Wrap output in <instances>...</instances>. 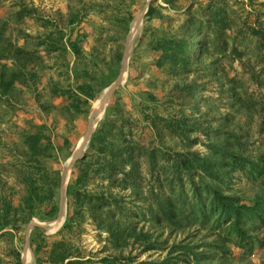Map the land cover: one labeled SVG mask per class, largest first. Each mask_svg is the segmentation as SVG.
Here are the masks:
<instances>
[{
    "label": "trees",
    "instance_id": "1",
    "mask_svg": "<svg viewBox=\"0 0 264 264\" xmlns=\"http://www.w3.org/2000/svg\"><path fill=\"white\" fill-rule=\"evenodd\" d=\"M162 2L158 8L152 3L148 6L146 23L168 19L163 10L174 9L173 0ZM210 6L207 20V17L199 15V11L193 14L187 10V17L177 28L170 25L156 28L158 30L154 33L159 37L154 38L156 42L151 48L152 61L157 69L175 79L187 77L195 67L207 73L213 72L225 54V38L221 30L230 28V23L223 16L224 8L214 6V1ZM24 11L18 14L19 20H22ZM79 18L80 12L72 15L70 26ZM133 20L134 15L131 14L123 21V35L129 33ZM6 24L5 21L0 22L1 104L18 107L22 103L20 94L32 91L40 112L47 115L52 110H59L63 117L71 120L76 115L89 113L91 102L120 75L124 46L112 60L101 56L97 49L91 50L85 60L87 70H78L76 57L83 51L79 34L74 39L67 38L63 29L53 24L54 30L36 38L38 43L34 49H29L28 35L24 36L26 41L21 46L3 40ZM211 25L214 36L208 37L206 30ZM252 33L259 36V45L263 48L264 30L252 28ZM101 41L102 36H99L96 43ZM39 48L49 57L58 55L64 59L74 56L73 64L64 59L69 70L67 73L77 81L87 79V83H81L74 89L62 88L60 82L51 81L46 85L50 97L42 102L41 96L36 94L42 82L36 65L42 61ZM233 53H238L236 48ZM213 75L218 74L213 72ZM129 78L133 80L132 70ZM224 80L230 88L227 89ZM216 81L221 83V90L228 95L230 104L228 114L213 116L217 123L213 129L203 128L205 142L198 137L189 141V133L201 126H189L187 118L166 121L164 127L184 144L181 152L159 149L147 152L144 148L139 151L126 138L124 127H116L113 120L108 125L109 117L105 119L93 134L89 151L73 167L66 189L68 213L62 233L72 235L74 228L81 231L84 223L92 221L107 233V243L100 252L85 253L69 242L71 239L65 235L59 241L50 242L44 229L36 226L30 239L36 264H250L253 252L264 246V147L251 150L249 145L256 117L258 129L264 130V94L256 97L241 87H235L233 78L228 75L217 77ZM256 84L259 90H264V80ZM181 92L194 97L196 91L193 85H187ZM114 96V109L118 113L121 107L116 105V93ZM148 96L151 102L156 101L153 94ZM59 97L63 98L62 105L55 102ZM156 119L148 121L160 134L162 130ZM23 141L26 152L21 155L25 156L28 170L19 182L26 187L28 194L16 208L11 202L0 200V238L14 237L13 231L17 226L11 220L12 213H22L23 223L27 224L34 217L40 222L53 221L60 209L55 194L61 175L47 162L56 151L50 128L45 123L35 126L34 131L23 132ZM76 143L69 138L64 139L61 150L70 151L68 158ZM194 143L202 144L204 152L194 151ZM137 151L144 152L142 157L145 158L140 157ZM135 153L140 155V160L135 161ZM141 159L145 160L148 177L154 183L145 192L140 189V179L144 178ZM92 175L120 187L122 192L129 190L128 197H136L139 204L134 207L125 205L127 196L119 190L112 193L110 188L109 193H88L86 189ZM120 175L121 186L116 181ZM41 204L46 206L45 210L35 213ZM232 248L238 253H234ZM101 253L104 255L100 256ZM10 255L15 264H23L17 249H11Z\"/></svg>",
    "mask_w": 264,
    "mask_h": 264
},
{
    "label": "rangeland",
    "instance_id": "2",
    "mask_svg": "<svg viewBox=\"0 0 264 264\" xmlns=\"http://www.w3.org/2000/svg\"><path fill=\"white\" fill-rule=\"evenodd\" d=\"M213 1L214 6L224 8L223 16L230 23V28L221 30L226 40L224 39L223 43L225 54L218 62L217 67L213 69V72L218 75H213L211 71L207 73L201 68L195 67L194 71L187 77L175 79L166 72L157 69L152 61L153 51L151 48L152 43L156 42L154 38L158 39L159 37L157 33H154L158 30L156 28L168 27L169 25L172 28H177L187 17V10L193 14L199 11V15L204 18L207 17V20L210 14L208 6ZM151 3L157 8L163 4L162 0H0V22L5 21L7 23L3 40H9L17 46L24 45L26 41L24 36L28 35L29 44L27 48L34 49V46L38 43L36 38L49 34L54 30L52 25L58 24L67 38L74 39L78 34L81 37L80 46L83 51L76 57L78 70H87L85 60L91 50L95 51L97 49L101 56H106L107 59L112 60L119 51H122L124 46L122 63L125 56L129 54L124 74L125 80L111 91L113 93L112 95L110 93L102 115L96 120L88 145L77 160L82 159L89 151L93 134L107 117H109L108 125L116 121V127L122 126L125 128L126 138L131 140L139 151L144 148L147 152L154 149L171 153L181 152L184 144L181 143L180 139L172 136L164 126L167 125V122L180 120L182 117L189 120V126H196L197 128L201 126L198 130L196 129L197 131L189 133V141H194V138L198 137L199 140L205 142L206 137L203 135V128L213 129L217 124L213 121V116L220 117L228 114L230 104L228 95L221 90V83L216 81L217 77L228 75L229 78H233L235 87H241L243 91L255 94L256 97L262 93L264 94V90H259L256 84L264 80V47L261 48L259 45V36L252 33V28L264 30V0H173L174 9L165 8L163 10L168 19L163 21L156 19L153 22L146 23L145 11ZM23 10L25 11L22 20H19L18 14ZM79 12V21L70 26L69 21L72 15ZM131 14L134 15V20L138 16H142V19L138 32L129 42L130 29L134 20L131 22L129 33L126 36L123 35V21ZM256 14H258V18ZM46 20L49 23H46ZM46 24L49 25L48 28L45 27ZM146 27L149 28L148 31H146ZM206 31L208 37L214 36L213 25ZM99 36H102V41L97 44ZM3 43L6 45L5 41ZM235 48L238 53L234 55L233 49ZM39 50L41 51L42 61H38L36 65L42 82L39 84L36 94L41 96L42 102L47 101L50 97L46 85L51 81L60 82L62 88L72 87L74 89L81 83H87V79L80 78L77 81L72 74L68 75L67 73L69 70L67 71L64 59L66 61L70 60L73 64L74 56L69 55L64 59H61L58 55L49 57L42 52V48H39ZM131 70L133 80L129 78ZM224 81L227 86V80ZM187 85L195 87L194 97L185 96V93L181 92ZM110 87L108 88L110 89ZM108 88L100 92L96 100L91 102L92 106L89 113L76 115L71 120L63 117L59 110H52L47 115L40 112L32 91H24L20 94L22 103L18 107L0 104V114L3 113V117L0 118V200L9 201L16 208L28 194L26 187L19 182L28 170L25 156L21 155L26 152L23 132L34 131L35 126L45 123L50 128V136L56 151H54L55 156L47 162L53 171H59L61 175L60 185L57 190L55 189L56 201L60 207L56 219L40 222L34 217L26 224L23 223L22 213H12L11 220L16 223L17 227L13 231L14 237L8 235L7 238H0V264H15L13 257L10 255L13 248L21 254L23 264H36L30 246L31 234L36 226L44 229L50 242L59 241L65 235L71 239L69 242L85 253L100 252L107 243V233L100 230L92 221L84 223L81 231L74 228V234L72 233V235L69 232L62 233L68 213L66 191L63 189V173L70 158H68L70 151L61 150V147L66 138H69L72 142L77 141L72 152L73 155L81 139L88 133L94 107L100 103L102 94L106 93ZM228 88L230 87L227 86ZM115 93L116 105L121 107V112L118 113L115 111V105L113 104ZM148 94H153L156 101L151 102ZM62 101L63 98L60 97L55 100L57 105H62ZM4 107L6 108L4 109ZM109 111L110 114L107 116ZM152 118H157L158 126L162 130L159 131L160 134L148 121ZM255 122L256 124H254ZM258 125L259 121L256 117L252 124L254 135L249 143L251 150L264 147V130L260 131ZM232 126L233 122L230 128ZM78 137H81L80 140ZM185 146H188V143H185ZM192 149L204 152L202 144L194 143ZM137 153H135V161L144 156V152L137 151ZM76 161L69 169L70 172L65 185H68L70 181ZM141 162L140 167L144 180L140 179V189L145 192L154 183L148 177L145 160L141 159ZM101 178L98 175H92L89 178L86 191L91 194H100L104 191L109 193V188L112 193L122 190L120 187L109 185ZM121 180L120 175L116 180L120 186ZM121 194L127 196L125 205L134 207L139 204L136 197H128L130 195L129 190L121 191ZM64 199L65 202H62ZM62 204H64V208L61 207ZM45 207L44 204L39 205L38 208L36 207L35 213L43 212ZM27 250L28 257L25 259L24 254ZM232 251L238 253L236 249L233 250L232 248ZM103 255L100 254V256ZM250 264H264V246L253 252L250 257Z\"/></svg>",
    "mask_w": 264,
    "mask_h": 264
},
{
    "label": "bare ground",
    "instance_id": "3",
    "mask_svg": "<svg viewBox=\"0 0 264 264\" xmlns=\"http://www.w3.org/2000/svg\"><path fill=\"white\" fill-rule=\"evenodd\" d=\"M141 19H142V16H138L133 21L131 29H130L129 42L132 41V38H134V35H136L135 33L138 32ZM128 58L129 57H127L126 62H125L126 65H127V62H128ZM125 70H126V67H125ZM124 74H125V72L123 73V76L121 77L120 82H123L125 80V78H124L125 75ZM114 89L115 88L111 87L110 89H108V91L106 90L107 92L106 93L104 92V94H102V98L100 100V103L97 104L96 107H94L96 112L90 119V124H89L90 128L88 130V133L86 134L85 137H83L81 139V141L79 142L78 146L76 147L75 153L77 155H80V154H82L85 151V148L87 147L88 142H89L90 134H91V132H93L94 126L96 124V120L102 115L103 109H104L105 104H106V101L108 100L111 91H113ZM72 157H73V155L70 156V158L68 159V161L66 163V167H65L64 173H63V184L64 185L66 183V180H67V177H68V173L70 172L69 169H70L71 165L73 164V160L74 159ZM59 220H61V219H59ZM27 257H28V250L24 254V258L26 259Z\"/></svg>",
    "mask_w": 264,
    "mask_h": 264
},
{
    "label": "water",
    "instance_id": "4",
    "mask_svg": "<svg viewBox=\"0 0 264 264\" xmlns=\"http://www.w3.org/2000/svg\"><path fill=\"white\" fill-rule=\"evenodd\" d=\"M147 9H148V7L146 8V11H145V14H146V12H147ZM129 55V54H128ZM127 57L128 56H125V59H124V62L122 63V68H121V72H120V75H119V77L117 78V80L114 82V84H112V86L111 87H113V88H116L119 84H120V79H121V77L123 76V73L125 72V67H126V64H125V62H126V59H127ZM127 68V67H126ZM110 87V88H111ZM109 89V88H108ZM113 93V92H112ZM112 93H111V95H112ZM95 112H96V110L94 109L93 111H92V116L95 114ZM90 136H91V134H90ZM90 139V138H89ZM76 151V150H75ZM78 157H79V155H77L75 152L73 153V164H74V162L78 159ZM73 164L71 165V167L73 166ZM66 186H67V184L66 185H64L63 184V189L66 191ZM64 191V192H65ZM62 202H65V199L64 200H62ZM62 208H64V204H62V206H61ZM60 215V214H59Z\"/></svg>",
    "mask_w": 264,
    "mask_h": 264
},
{
    "label": "crops",
    "instance_id": "5",
    "mask_svg": "<svg viewBox=\"0 0 264 264\" xmlns=\"http://www.w3.org/2000/svg\"><path fill=\"white\" fill-rule=\"evenodd\" d=\"M153 21H155V20H153ZM3 103V102H2ZM1 104V103H0ZM1 105H4L5 106V104H1ZM6 107H4V109H5ZM0 111H1V107H0ZM3 117V113H1L0 114V118H2Z\"/></svg>",
    "mask_w": 264,
    "mask_h": 264
}]
</instances>
